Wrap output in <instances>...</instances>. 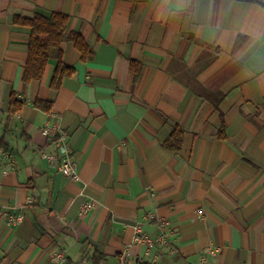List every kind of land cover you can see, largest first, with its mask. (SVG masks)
Returning a JSON list of instances; mask_svg holds the SVG:
<instances>
[{"label":"crops","instance_id":"obj_1","mask_svg":"<svg viewBox=\"0 0 264 264\" xmlns=\"http://www.w3.org/2000/svg\"><path fill=\"white\" fill-rule=\"evenodd\" d=\"M54 12L93 50L62 42L76 73L59 89L53 57L24 83L31 28L14 21ZM176 127L179 153L163 145ZM60 136L79 180L44 155ZM138 226L165 242L138 243ZM95 250L99 264H264L261 4L0 0V264H93Z\"/></svg>","mask_w":264,"mask_h":264},{"label":"trees","instance_id":"obj_2","mask_svg":"<svg viewBox=\"0 0 264 264\" xmlns=\"http://www.w3.org/2000/svg\"><path fill=\"white\" fill-rule=\"evenodd\" d=\"M261 4L264 7V0H246ZM68 16L60 12H54L51 16L35 15L33 18L15 16L14 21L18 24L27 25L31 28L29 40V52L24 66L23 81L28 83L33 79H41L44 75L48 60L56 58L58 63L51 77L50 86L59 89L62 80L66 76H73L75 68L66 65L62 60L63 51L61 44L64 41H73L77 49L82 53L84 60L93 56L92 48L87 44L84 37L79 32H66ZM135 73V79L139 75L138 64L131 63ZM137 68V69H136ZM24 102L18 98V93L13 91L10 96L9 116L18 113ZM36 105L46 112H51L53 105L50 102L37 100ZM184 129L176 127L170 137L164 142L166 149L179 153L182 147ZM219 136L224 137V125H222ZM106 260V257L97 250L92 255L93 264H99ZM139 264H153L146 260H139Z\"/></svg>","mask_w":264,"mask_h":264},{"label":"built area","instance_id":"obj_3","mask_svg":"<svg viewBox=\"0 0 264 264\" xmlns=\"http://www.w3.org/2000/svg\"><path fill=\"white\" fill-rule=\"evenodd\" d=\"M42 132L47 136H52L57 133V130L55 128H50L49 126H47L43 128ZM58 141L57 151H55L54 153H45V157L51 164L56 167L59 173L72 180H79L78 165L71 156V150L66 143L64 136H60V139ZM92 206V203H88L85 206V211L92 208ZM199 212L201 213L202 211ZM162 225L166 227L168 225V222L166 220H163ZM165 234V230L160 231L157 234H145L141 230L140 226H138L135 239L138 243L147 244L148 246L152 247L158 243H164L166 237Z\"/></svg>","mask_w":264,"mask_h":264}]
</instances>
